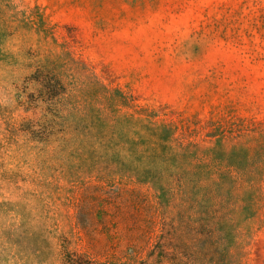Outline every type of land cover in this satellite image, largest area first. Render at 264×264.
Wrapping results in <instances>:
<instances>
[{
  "label": "rangeland",
  "instance_id": "374dc122",
  "mask_svg": "<svg viewBox=\"0 0 264 264\" xmlns=\"http://www.w3.org/2000/svg\"><path fill=\"white\" fill-rule=\"evenodd\" d=\"M0 264H264V0H0Z\"/></svg>",
  "mask_w": 264,
  "mask_h": 264
},
{
  "label": "trees",
  "instance_id": "16d2710c",
  "mask_svg": "<svg viewBox=\"0 0 264 264\" xmlns=\"http://www.w3.org/2000/svg\"><path fill=\"white\" fill-rule=\"evenodd\" d=\"M108 111L111 112L109 109H108ZM85 118H86V113L81 114L79 116V118H78V120H79L78 123L81 124V125L84 124L82 121ZM103 119L105 121L111 122L113 124H115V122H116V119H114L112 117H109V115L103 116ZM79 128H80V125H77L76 127H73L71 129V131H68L67 137L63 141L67 142V141H70V140H73V141L76 140L77 142H79V146H80V144L82 142H85V140H89L90 138L92 139V136L90 135L89 130L87 128H82V130H81V128L79 130ZM183 181H185L187 183V185H190L191 182H192V181H188V180H183ZM199 181H201V180H199ZM199 184H201V185L205 184L206 185V181L203 180Z\"/></svg>",
  "mask_w": 264,
  "mask_h": 264
}]
</instances>
